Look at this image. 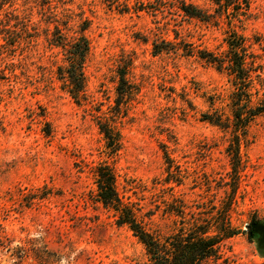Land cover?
I'll return each mask as SVG.
<instances>
[{
	"label": "rangeland",
	"instance_id": "1",
	"mask_svg": "<svg viewBox=\"0 0 264 264\" xmlns=\"http://www.w3.org/2000/svg\"><path fill=\"white\" fill-rule=\"evenodd\" d=\"M183 1L212 11L208 0ZM178 2L12 0L0 10L6 28L0 34V264L148 263L137 237L95 200L99 164L111 167L119 196L161 235L180 224L169 209L183 205L188 218L230 198L229 132L202 114L229 115L232 85L224 71L183 49L225 52L227 25L223 18L212 23L184 15ZM250 12L234 29L255 55L261 95L264 0H251ZM84 24L85 100L77 104L57 78L66 63L58 41L71 40ZM11 39L13 45L5 43ZM152 43L168 50L154 54ZM123 67L135 91L117 111ZM96 115L118 130L115 153ZM164 152L183 175L178 184L166 181ZM239 157L230 220L240 232L219 251L228 264H264V113L250 123Z\"/></svg>",
	"mask_w": 264,
	"mask_h": 264
},
{
	"label": "trees",
	"instance_id": "2",
	"mask_svg": "<svg viewBox=\"0 0 264 264\" xmlns=\"http://www.w3.org/2000/svg\"><path fill=\"white\" fill-rule=\"evenodd\" d=\"M212 4V11L179 0L178 9L187 16L195 17L203 21L217 23L219 19H225L227 31L225 43L227 49L221 54H215L205 50H193L183 48L185 54L197 53V56L214 66L218 71H224L230 79L232 91L229 94L230 114L213 110L202 114L203 120L229 132L226 152L232 169V182L230 198L221 202L220 206L212 205L204 207L198 212H191L187 218L183 205L179 209H169V213H176L179 216L180 224L171 233L166 235L158 234L148 229L139 220L132 206L122 200L116 189L115 174L107 164H99L94 168V197L104 208L111 210L115 216L117 226H126L134 236L142 243L147 255V264H206L212 261L214 264H228L227 258H221L219 251L221 242L240 232L231 224L230 211L234 201L233 192L237 188L240 177L241 165L239 157L240 141L246 140L250 123L259 115L264 113V93L258 95V86L263 85V78L256 64L255 55L250 51L246 38L234 29L236 23L241 26L251 15V0H208ZM12 0H0V10ZM16 20L17 17H14ZM3 22L0 19V24ZM17 22V21H16ZM15 22V24H16ZM86 26L81 25L77 34L69 41L61 36L58 41L65 49L66 63L57 67V78L61 81L62 88L69 94L75 103L80 104L85 100V75L83 65L89 52V43L83 34ZM5 24L0 28L5 31ZM12 40V39H11ZM16 40L6 44L13 45ZM153 53H159L167 48L152 43ZM2 44H0L1 53ZM127 68L123 67L118 72L115 85L116 101L119 106L122 101L131 99L135 88L126 77ZM4 78L0 70V79ZM2 96L0 94V103ZM96 125L103 135L106 147L115 153L120 146V134L115 125L105 117L95 116ZM2 123L0 120V130ZM166 162L167 180L176 182L182 180L178 166L164 152ZM48 194V193H47ZM46 194V195H47ZM251 224H248L246 231L252 232ZM222 259L221 262L218 260Z\"/></svg>",
	"mask_w": 264,
	"mask_h": 264
}]
</instances>
